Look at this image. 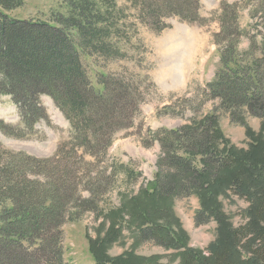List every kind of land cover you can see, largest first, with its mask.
<instances>
[{
	"label": "trees",
	"instance_id": "1",
	"mask_svg": "<svg viewBox=\"0 0 264 264\" xmlns=\"http://www.w3.org/2000/svg\"><path fill=\"white\" fill-rule=\"evenodd\" d=\"M25 1L0 0V96L12 99L22 125L29 130L47 117L40 96L50 97L72 127L74 142L62 143L57 153L47 159L9 151L0 154V206L2 202L11 203L0 212V264H66L62 224L70 213L68 205L79 202L80 206L76 208L79 215L93 212L97 208L96 200L101 197L91 190L90 198L81 196L76 186L80 174L73 167L78 162H85V156H91L90 150L97 149L98 142L103 146L101 153L110 145L115 132L111 131L115 123L112 120L118 115L114 107L121 104L122 94L127 89L125 85L117 87L121 94L110 96L111 89L107 91L106 87L113 82L108 79L102 82L103 91L92 90L81 56L87 52L112 55L116 51L113 37L120 38L123 27H119V21L121 23L125 16L123 12L115 11V0H65V14H52L49 23L17 20L3 13L20 8ZM126 1L138 10L140 21L156 27H159L158 18L165 16L190 20L194 5H197V0ZM225 21L222 27L227 30L230 19ZM230 49L232 47L228 51L233 53ZM222 61L225 64V60ZM243 68L237 67L232 75H226V72L218 75L208 84L209 91L220 99L224 109L233 111L232 120L236 119L235 109L245 108L252 116L263 120L264 128L262 78L256 65L248 68L247 74ZM248 82L254 85H248ZM94 108L97 109L95 118ZM207 122L209 129H201V132L197 131L200 128L189 127V131L185 130L186 133L177 139V132L168 135L178 144L187 136L194 145L190 143L184 150L187 157H172L171 165L175 171L166 181L160 174L151 188L152 193L148 190L141 193V200L132 208L131 223L137 224L143 239L157 241L166 249L184 248L178 234L174 235L165 224H157L168 216L165 206L158 204H165L178 191L188 189L202 198L204 207L199 216L207 214L218 223V239L208 248V256L186 249L180 255V264H264V140L248 130L252 139L248 151L232 147L216 151L215 143L227 144L216 119L209 117ZM0 126L2 129L8 127L18 136L16 131L19 129L10 128L2 121ZM198 155L203 157L202 168L196 166ZM72 159L76 160L73 164ZM31 174L44 175L49 182L29 179ZM220 189L224 192L233 190L250 203L244 226L233 228L220 211L213 198ZM123 210L126 209L109 212L111 227L103 239L89 240V251L95 264H135L130 255L115 259L105 255L106 247L121 232L119 221H123Z\"/></svg>",
	"mask_w": 264,
	"mask_h": 264
},
{
	"label": "rangeland",
	"instance_id": "2",
	"mask_svg": "<svg viewBox=\"0 0 264 264\" xmlns=\"http://www.w3.org/2000/svg\"><path fill=\"white\" fill-rule=\"evenodd\" d=\"M64 1L26 0L20 8L3 13L17 20L49 23L52 14H65ZM115 1V11L125 16L121 23L119 21V27H123L120 38L113 37L116 51L110 56L87 52L81 56V61L88 85L95 92L103 91L102 82L108 79L113 82L106 87L107 91L111 89L110 96L121 94L117 87L127 86V89L122 94L121 104L114 107L118 115L112 120L115 123L111 131L115 132L110 145L101 153L103 146L96 141L99 145L90 150L92 157L86 155L85 162L73 167L80 174L76 186L81 196L90 198L91 190L101 197L96 200L97 208L95 206L93 212L79 215L76 210L79 202L68 205L72 216L66 215L62 224L64 261L66 264H95L89 240L103 239L111 227L109 212L122 208L126 210L121 216L123 221H119L121 232L106 247L105 255L109 258L130 255L135 264H180V255L186 249L208 256V248L218 239V223L207 214L199 216L204 206L197 193L180 190L167 203L158 204L165 206L168 216L157 224H165L174 235L178 234L184 244L179 250L166 249L157 241L141 238L140 228L131 223L132 208L141 200L143 191L152 193L151 188L160 174L166 181L175 171L172 157H187L184 150L190 143L194 145L187 136L178 144L168 137L173 132H177L176 139L186 133L185 130L188 132L189 127L200 128L197 131L201 132L209 127L206 121L213 117L227 144L215 143L216 151L228 147L248 151L252 142L248 130L264 140L261 118L240 108L235 109L236 119L232 120L233 111L224 109L220 99L212 96L208 88L223 72L232 75L237 67H244L247 74V69L254 65L262 78L260 83L264 84V0H197L190 20L165 16L158 18L159 27L140 21L138 10L126 0ZM229 19V27L224 30L222 22ZM230 47L233 53L228 51ZM241 78L245 80L243 75ZM112 89L115 90L111 92ZM40 102L47 117L29 130L21 124L12 99L0 96V121L19 129L16 136L8 127L0 126V154L9 151L47 159L57 153L62 143L73 141V129L53 100L42 95ZM94 109L95 118L97 109ZM196 158V166L202 168L203 157ZM72 160L71 164L76 161ZM28 177L49 182L44 175ZM213 198L233 228L246 224L250 203L245 198L233 190L224 192L223 189L215 192ZM2 203L0 212L11 206L9 201ZM201 221L205 223L196 224Z\"/></svg>",
	"mask_w": 264,
	"mask_h": 264
}]
</instances>
